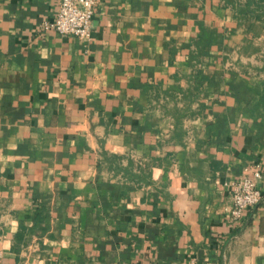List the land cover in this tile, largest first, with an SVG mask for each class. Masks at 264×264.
<instances>
[{
	"label": "crops",
	"instance_id": "obj_1",
	"mask_svg": "<svg viewBox=\"0 0 264 264\" xmlns=\"http://www.w3.org/2000/svg\"><path fill=\"white\" fill-rule=\"evenodd\" d=\"M58 4L0 0V264H264V0Z\"/></svg>",
	"mask_w": 264,
	"mask_h": 264
},
{
	"label": "built area",
	"instance_id": "obj_2",
	"mask_svg": "<svg viewBox=\"0 0 264 264\" xmlns=\"http://www.w3.org/2000/svg\"><path fill=\"white\" fill-rule=\"evenodd\" d=\"M58 13L54 21L44 22L42 30H54L64 36H73L79 40H91L92 22L97 0H58ZM260 179L258 169L245 170L241 177L230 185L231 206L227 211L230 221L238 222L243 214L262 199L257 187Z\"/></svg>",
	"mask_w": 264,
	"mask_h": 264
}]
</instances>
